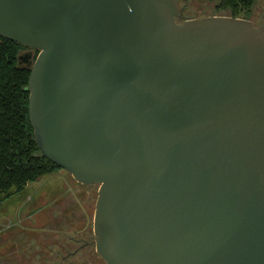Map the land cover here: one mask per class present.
I'll use <instances>...</instances> for the list:
<instances>
[{
  "label": "water",
  "instance_id": "95a60500",
  "mask_svg": "<svg viewBox=\"0 0 264 264\" xmlns=\"http://www.w3.org/2000/svg\"><path fill=\"white\" fill-rule=\"evenodd\" d=\"M175 0H0L38 49L42 153L99 184L106 264H264V21L177 20Z\"/></svg>",
  "mask_w": 264,
  "mask_h": 264
},
{
  "label": "trees",
  "instance_id": "16d2710c",
  "mask_svg": "<svg viewBox=\"0 0 264 264\" xmlns=\"http://www.w3.org/2000/svg\"><path fill=\"white\" fill-rule=\"evenodd\" d=\"M258 4V0H222L220 7L234 16H241L242 12L250 13L246 8H256ZM246 18L253 21L249 14ZM25 49L29 47L0 36V203L9 197L13 190L14 193L21 191L28 184L62 169L42 153L35 138L30 118L28 88L32 67L19 61ZM36 57L34 54L33 59ZM81 186L83 188L85 184ZM85 221L76 220L66 225L63 230L54 231L56 244L45 246L46 250L50 249L49 254L56 251L60 254L57 257L59 260L54 264H59V261L63 264H76L78 258L93 251L92 244H84L92 236V232L89 233L84 228ZM42 232L51 234L49 230ZM62 239L67 242L64 244L74 247L60 250L58 245L62 246ZM38 246L41 248L40 243ZM54 258L56 257L52 259ZM37 260L48 263L51 261L53 264L51 257H45L43 253L37 256Z\"/></svg>",
  "mask_w": 264,
  "mask_h": 264
},
{
  "label": "rangeland",
  "instance_id": "374dc122",
  "mask_svg": "<svg viewBox=\"0 0 264 264\" xmlns=\"http://www.w3.org/2000/svg\"><path fill=\"white\" fill-rule=\"evenodd\" d=\"M258 3L259 9L255 11L261 12L264 10V0H258ZM190 10L185 12V20L204 15H196ZM242 14L243 12L240 15ZM181 21L183 22L182 19ZM253 21L260 25L263 20L257 17ZM30 50L36 56L39 54L38 49L35 51L36 49L31 48L25 49L24 52ZM81 185L65 169H59L28 184L21 191L14 193L13 190V193L0 203V264H51V261L48 263L37 260V256L42 253L45 257H51L54 264L59 260L57 257L60 254L58 255L57 251L49 254L50 249L46 250L45 246L48 247L50 243L56 244L54 231L63 230L66 225L76 220H86L84 228L94 236L93 224L100 186L90 184L82 188ZM72 190L76 200L73 198ZM32 230L35 232H31ZM44 230L51 231V234L42 232ZM64 243L67 242L62 239V246L60 243L58 245L60 250L74 247ZM92 245L93 251L78 258L76 264H106L96 251L95 244ZM53 257L56 258L52 259Z\"/></svg>",
  "mask_w": 264,
  "mask_h": 264
},
{
  "label": "flooded vegetation",
  "instance_id": "af4514ba",
  "mask_svg": "<svg viewBox=\"0 0 264 264\" xmlns=\"http://www.w3.org/2000/svg\"><path fill=\"white\" fill-rule=\"evenodd\" d=\"M175 1L178 5L177 19L179 20V22H182L181 19L183 21H185V12L190 10V9H191L190 11L195 13L196 15L204 14L200 18H198V16H196V17H193L192 19H201V18L210 17V16H231V17H235V18L248 19V18H246V16H247V14H249V17L251 19H256L258 17L264 21V10L261 12L255 11L256 9H259L258 6L256 8H253V7L246 8V10L249 11L250 13H243L241 16H234L230 11L225 10L224 8L220 7L222 0H198V1L197 0H175ZM248 20H250V19H248ZM263 21H262V23H263ZM24 53L25 52H23V54ZM89 240L85 241L84 244H88Z\"/></svg>",
  "mask_w": 264,
  "mask_h": 264
},
{
  "label": "crops",
  "instance_id": "0c3cea01",
  "mask_svg": "<svg viewBox=\"0 0 264 264\" xmlns=\"http://www.w3.org/2000/svg\"><path fill=\"white\" fill-rule=\"evenodd\" d=\"M72 193H73V190H72ZM73 198H74L75 200L77 199L74 193H73Z\"/></svg>",
  "mask_w": 264,
  "mask_h": 264
}]
</instances>
